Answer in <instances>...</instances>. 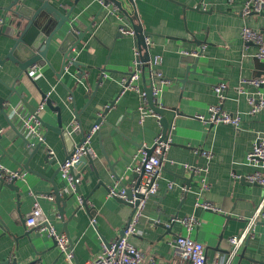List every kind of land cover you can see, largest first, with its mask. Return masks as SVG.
<instances>
[{
  "label": "crops",
  "instance_id": "0c3cea01",
  "mask_svg": "<svg viewBox=\"0 0 264 264\" xmlns=\"http://www.w3.org/2000/svg\"><path fill=\"white\" fill-rule=\"evenodd\" d=\"M14 1L0 0V18L5 19L0 27V62L15 43L9 36L11 28L5 11ZM245 1H135L136 23L154 42L151 55H159L163 60L159 70L165 83L158 101L162 108L177 112L165 115L171 126L167 136L171 147L164 156L159 191L146 204L138 224L139 234L130 239L145 254L146 262L172 260L173 242L179 235H187L178 220L187 216H194L200 223L191 238L205 246L209 262L217 254H227L229 239L244 232L247 220L254 216L264 198L263 187L244 180L257 171L264 175V168L247 162L254 144L258 140L264 143V111L257 116L246 113L247 98L256 91L264 97V86L245 87L247 95L237 93L243 79L264 78V68L253 57L256 48L245 44L241 37L242 29L249 27L264 38V16H243ZM42 2L62 15L70 14V20L79 22L86 35L69 54L71 60L65 68L64 55L54 45L48 54L49 64L35 65L40 69L38 78H29L18 64L7 62L0 66V162L8 170L22 171L24 175L23 180L17 181L19 197L7 186L2 187L0 181V215L12 230L0 223V264H91L104 245L118 239L133 214L129 204L108 197L109 189L131 188L136 180L134 168L139 163V149L152 147L164 129L152 115L139 122L143 100L138 93L121 94L123 77L134 71L135 39L119 33L117 17L103 10L98 0H21L30 10H38ZM203 4L208 11L200 8ZM120 7L123 13L131 14V4ZM197 7L199 11L195 10ZM197 51L201 56L196 72L187 74L189 64L182 62V53ZM146 76L149 85L151 81ZM220 83L228 86L223 108L241 115L239 131L229 125L210 127L195 117L207 116L209 108L219 103L214 87ZM137 84L144 89L142 78ZM115 100L114 108L106 112ZM44 102L40 119L45 125L42 123L38 130L45 143L32 158V152L25 148L18 113H31ZM102 112L104 122L92 139L96 158L76 170L83 174L80 194L68 195L60 166L71 146L67 147L55 131L59 118L77 146ZM47 148L55 154L49 161L45 160ZM197 151L207 152L212 158L208 160ZM185 164L208 168V191L201 190L200 175L196 174L186 191V180L193 173ZM169 183L174 184L173 189H169ZM55 185L63 198L59 204ZM80 198L85 199L88 208ZM197 201L209 202L220 212L197 208ZM36 202L52 226L68 236L75 254L73 263L65 260L53 239L26 226V217ZM230 264H264V220L256 225L254 237Z\"/></svg>",
  "mask_w": 264,
  "mask_h": 264
},
{
  "label": "built area",
  "instance_id": "2783aa9c",
  "mask_svg": "<svg viewBox=\"0 0 264 264\" xmlns=\"http://www.w3.org/2000/svg\"><path fill=\"white\" fill-rule=\"evenodd\" d=\"M102 9L111 12L117 17L119 22L118 31L121 35L130 36L135 39V45L133 47L134 55V71L125 77L121 82V94L127 91H134L138 93L142 100L143 106L139 109L140 119L139 122L143 123L146 115H152L161 120V117L157 115L153 110L150 109L147 99V94L144 89H141L137 84L143 75H148L153 85V96L158 98L159 92L165 80L162 78V74L159 70L162 65V57L159 55H151V49L154 47L153 39L142 33V41L137 39L139 34L135 27L138 26L137 15L135 10V1L131 0V14H125L122 8L112 0H98ZM233 2V0H230ZM111 8V9H110ZM203 11H208L207 5L203 4L200 6ZM264 12V0H246L242 9V15L245 17L251 15H260ZM5 23V19L0 18V27ZM241 37L245 44L252 45L256 48L253 55L255 59L264 61V38L263 35L252 28L244 27L241 31ZM150 54L151 58L149 62L146 61V55ZM183 56L198 57L199 51L197 52H183ZM69 68V67H68ZM67 68V69H68ZM27 75L33 79L40 76V69L38 66H33L27 72ZM147 77V76H146ZM158 82V83H157ZM254 87L256 89L264 86V78H252L243 79L237 90L238 95H247L244 91L245 87ZM228 86L226 83H220L214 87V91L219 98V103L215 106H211L208 110V115H197L195 116L199 121L207 126L214 127L217 125H229L232 126L236 131L241 129V115L231 114L224 108V102L227 99ZM248 110L247 114L250 116H257L264 111V97L260 92H255L249 95L247 98ZM109 106H107L108 108ZM45 102L41 104L35 113H18L21 121V127L24 135L31 145L35 143L44 144L45 138L39 132L38 128L41 126L40 113L44 111ZM105 112L99 113L97 120L91 130L85 135V140L79 146L76 147L75 151L69 159H66L60 166V173L66 180V193L72 195L77 193V188L80 186L83 180V174L76 170L78 163L82 158H89L94 160L96 153L92 147L93 137L100 131L101 124L104 122ZM78 129L79 124H75ZM171 142L169 137L160 134L152 147L142 146L139 151V163L134 168V172L140 176V180L136 179L131 185L132 197L129 199L128 190L117 189L112 187L109 189L108 197L120 199L133 208L132 217L123 230L122 234L111 243L109 246L104 245L101 254L91 264H230L231 260L239 256L241 251L245 247L247 240L251 239L255 235V227L258 223L264 220V198L255 212L254 216L247 220V227L244 232L239 236H234L229 239L230 250L227 254H217L213 261L209 262L206 256V248L202 243H199L191 238V233L199 227L200 223L194 216H187L178 221L185 228L187 235H179L173 242L175 251L173 258L168 263H160L155 260L146 262L145 254L137 249L131 242L130 239L139 234L138 224L145 210L148 200L154 196H157L159 191V177L160 172L163 168V160L165 154L169 151ZM150 150L152 153L150 154ZM201 152V151H200ZM197 151V153H200ZM47 156L49 159L55 156L54 151L47 148ZM208 160L212 158V155L202 151ZM247 162L256 167L264 168V143L258 140L251 152L247 155ZM186 169L196 175H200L201 190L203 192L209 190L207 184L206 174L208 168H195L188 164L184 165ZM0 178H4L8 181L13 179L23 180L24 175L19 171H10L0 162ZM244 180L250 184H256L264 188V175L257 171L244 178ZM174 184L169 183V189H173ZM187 191V187H186ZM52 200V197L50 198ZM83 203V199L79 200ZM195 206L211 212H220L219 209L209 202L197 201ZM92 224H96V219H92ZM26 226L30 229H35L41 234H46L49 238L53 239L65 260L69 263H73L75 254L71 248V243L68 236L63 232H58L49 221L48 216L44 213L39 203L36 202L32 211L26 217ZM33 264V263H29Z\"/></svg>",
  "mask_w": 264,
  "mask_h": 264
},
{
  "label": "water",
  "instance_id": "95a60500",
  "mask_svg": "<svg viewBox=\"0 0 264 264\" xmlns=\"http://www.w3.org/2000/svg\"><path fill=\"white\" fill-rule=\"evenodd\" d=\"M112 1H114L115 3L118 2L116 0ZM121 3L118 2L117 4L119 6H124L127 3L133 6L131 0H123ZM20 4L21 0H15L9 7L5 8L6 17H8L9 20L8 25L11 28L9 36L14 38L15 43L10 53L5 57L4 60H1L0 66L3 67L7 62H11L12 64H18L20 70L27 73L28 70L35 65L43 66L45 64H49L48 54L50 53V50L54 45H58L57 52L62 53L64 55L63 67L65 68L66 62L71 60L69 54L71 53V51H74L78 47L79 43L83 40L84 36L86 35L85 30L81 29V27L79 26V22H72L70 20V14L66 16L60 14L47 2H42V6L38 10H30L26 6ZM195 10L199 11L200 8L197 7ZM260 15L264 16V12ZM135 29L139 34V36H137V39L139 41H142V33H144L145 35H147V33H145L144 30L139 26H136ZM88 32L92 33L90 28L88 29ZM200 56L201 54L199 52L198 57H183L182 62H187V64H189L186 68L187 74H190L191 71H194V73L196 72ZM150 58L151 55L147 54L145 59L147 62H149ZM255 62L256 64H259L260 66H262V68H264V61H259L258 59H255ZM74 65L77 66V64ZM78 77H81V74H79ZM146 79V76L143 75V87L147 94L149 107L161 117L160 124L164 129L163 134L164 136H168L171 126L165 115L171 111L161 107V103L158 101V98L153 96V85H148ZM116 101L117 100L109 104V107L106 109V112L114 108ZM46 103L48 106H51L50 100H47ZM30 112L35 113L36 108H34ZM171 113H173L174 115L177 114L175 110H173ZM2 114L5 115L4 110L2 111ZM40 123H43V125H45L41 119ZM55 129V131L63 137V140L66 143L67 147L71 146V148L69 149V154L66 158L69 159L75 151L76 147L79 146L81 143L77 146L75 145L72 133L70 132V130H66L65 128H63L60 118L58 127ZM22 138L25 142V148L28 151L30 150V152H32L31 156L33 158L38 154L43 144L38 143L32 146L29 140H27L25 137ZM84 140L85 136L82 140V143L84 142ZM151 153L152 150H150V154ZM45 160L49 161V157L47 156ZM88 162L92 163L93 160L89 158H82L76 167H79L82 164H87ZM135 178L140 180V176L138 174L135 175ZM193 178L194 174L191 175L189 180H186L187 191L191 187ZM0 181L2 187L7 186L10 190L16 192L19 197L20 187L17 186L18 179H13L9 181V184H7V180L4 178H0ZM79 188L80 187L77 188V192L80 194ZM55 194L57 198V203H61L63 201V198L60 195V189L56 185ZM128 197L129 199H131L132 197L131 189H128ZM83 204L86 208H88L85 199H83ZM60 212L63 217L62 208H60ZM0 223H2L6 230L12 231L9 225L3 222V217L1 215ZM249 240H247L246 245L249 243ZM107 245L109 246L110 244ZM13 264L17 263L15 262Z\"/></svg>",
  "mask_w": 264,
  "mask_h": 264
}]
</instances>
